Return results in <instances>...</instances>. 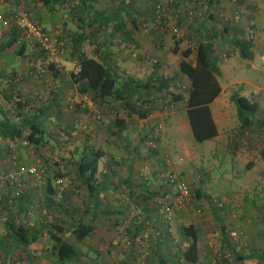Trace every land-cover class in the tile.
I'll return each mask as SVG.
<instances>
[{
	"label": "crops",
	"instance_id": "0c3cea01",
	"mask_svg": "<svg viewBox=\"0 0 264 264\" xmlns=\"http://www.w3.org/2000/svg\"><path fill=\"white\" fill-rule=\"evenodd\" d=\"M90 1L83 0L80 8H86V11H88L91 6ZM141 1L147 4L152 3V5L154 3L163 4L166 7L167 17H165L162 26L154 21L149 5L147 13L144 12L140 15L132 13L129 16L124 14L118 16L117 20L112 21V23L120 21L123 26L115 31L112 29L113 25L106 28V35H103L102 58L100 54H96L98 53L96 51L86 52L88 56L103 60V63L109 65L111 69L115 66L118 70L116 73L121 78L128 75L141 79V73L147 74V77L153 73L167 76L165 72L166 65L164 64H167L168 61H164V59H171L170 56L179 50V42L175 40L169 30L170 25L176 22L183 33L186 34L184 41L187 43V47L196 41L193 38L200 39V37L211 35L213 37V47L220 56L224 55V51L237 52V48L233 45L234 37L244 32L252 40V53L255 54L260 51V48L256 50L254 45H256L257 40H262L264 36L262 27L264 24V0ZM71 2V5L74 6L79 1L71 0ZM123 2L125 4L128 1L124 0ZM16 3L14 0H0V14H13L17 6L27 8L26 0H19L18 5ZM53 4L56 5V8L59 6L61 9L66 10L68 0H57ZM54 8L55 6H53ZM56 8L55 10H57ZM53 9L37 2L36 11L30 12V15L36 17L42 26L48 24L47 27H50L51 24H54V21L50 18V12ZM189 12L190 15H188ZM73 14L69 11L68 14L66 13L63 16L68 22L72 19L75 20ZM91 18L92 16L87 14L83 17L86 21H90ZM2 32L0 31V43L6 38ZM72 35H70L71 39ZM59 36L61 39L65 35L61 33ZM187 36H190L189 40ZM82 44L87 45L88 41L85 40ZM164 45H167V48ZM27 46L31 48L32 45L27 41L25 48ZM161 48L163 50H160ZM155 49L156 51H154ZM6 50V48L0 49V72L14 73V76H17L19 80L17 83L13 82L12 84L8 82V79H2L0 80V86H3L6 94H10L12 98L16 97L19 100L18 102L22 104L25 103L28 96H32L37 91L40 92L41 88L39 87L45 86V84L39 83L43 76L36 77L37 65L10 67V61L3 60ZM139 52L151 54L154 58L153 63L148 65L146 61L145 65H138L137 56ZM30 54H32L31 57L36 55L43 57L42 52L38 50L36 52L35 48L32 49ZM261 58L263 59V56ZM72 59L73 65L70 70H67V74L63 73V65H54L53 70L57 69L54 74L50 70L51 67L48 68L47 66L48 71H51L52 79L49 82L48 89H46L47 93L51 92L49 95L40 92L39 94L43 96L41 98L42 104L38 105L32 113H27L40 118L43 121L44 129L46 127L44 121L46 122V120L51 121H49V123H52L50 126L66 122L64 123L65 126L72 129L76 119H70L67 111L74 108V111L86 114L91 110L93 103L89 104L83 100L84 96L77 92L75 84L71 81L70 71L77 67L76 57L73 56ZM176 65L177 63L175 69ZM183 81L186 88L187 80L183 78ZM31 82L37 83V85L34 86ZM5 87H8V89ZM222 92L223 88L220 86L218 95L208 104L209 107L210 105L213 106L210 114L216 128V134L211 139H213V146L226 148L230 152L231 158L229 164L225 165V168L219 172L218 180L211 179V176L217 173L212 174L209 169L203 170L204 175L200 176L198 182H195L196 187L193 189L196 193L194 203L211 210L209 212L214 223L212 228L215 227L216 229L215 236L219 235L220 238V234L217 233L220 226H224L228 230L237 227L245 235L246 242L244 244L243 242L235 243L227 240V264H264V141L260 140L259 150L250 147L252 141L256 142L255 137L264 136V96L259 93L260 95L250 98L257 103V111L255 112L257 118L252 119V123L248 128H240L235 114V107L234 109L231 107L229 96H221ZM76 98L80 100V103L76 102ZM183 108L184 106L179 112L184 111ZM153 112L154 110H149L145 117L138 118L134 113L127 115L125 110L120 109L118 116L123 118L126 125L125 129L117 135V140L122 141L119 144L120 150L117 148L118 152L113 158L110 149L103 148V173L96 174L95 179L100 189L96 193V197L92 198L82 187L86 199L81 207L73 205L63 208L61 211L58 207L59 202H55L53 198V194L56 193L57 189H54V180L50 177L48 178V186L46 184L43 189H37L31 187L33 182L28 180L29 176L22 175V182L24 179L26 182L25 187L23 184V192L12 207L5 205L6 197L4 196H6V192H4L0 200V264H52L55 262V255L52 250L51 234L72 243L77 250L75 260L63 261L61 264L182 263L181 252L187 246L188 238L182 235L179 230L180 239L178 241L172 239L171 230L174 222L171 223L170 232H167L162 227L160 221L161 211L155 203L156 199L167 198L172 193V187L167 184L163 174L164 164L161 161L162 154L165 153L160 149L161 153L157 152L159 155L154 150L149 151L145 146H142V143L139 145L138 143L143 138L139 137L137 141H134L135 136L131 132L139 128V131H144L147 134L151 133V119L156 117ZM20 114L24 115L18 113L14 118L18 119ZM178 114L175 110L169 111L168 114L167 128L173 130V133H169L171 136L174 135V131L180 128L187 131V120L181 118L178 122L175 119ZM234 118H236L237 124ZM259 119L263 120L260 121ZM227 127H229L230 134L228 133L229 136L225 134L226 141H224L223 129ZM65 130L62 128L57 130L54 127L49 131L53 134L56 132L55 135L59 138L60 133L65 134ZM49 131H44V133H49ZM164 136L163 145H169L165 146L169 150L172 147L169 144L170 139H167V135ZM112 137L110 135V138L104 139V142H108ZM58 138L54 137V139ZM157 139L160 140L161 137H157ZM243 139L247 141V144L240 146L238 142H244ZM11 142L7 139L0 140V171L5 168L2 167V162L5 159V147L3 149L2 144ZM46 145L53 149L51 145L47 143ZM111 145L113 144L110 143L109 146L112 147ZM238 147L241 148L239 151L237 150ZM185 149L187 148L183 147L184 152ZM152 155L161 157L152 158ZM243 156L247 159L242 165L238 158ZM233 164L239 168L235 173L232 169ZM187 165L186 162L181 171L186 170ZM220 166L219 163L218 167L220 168ZM227 169H229L230 174L225 176ZM65 192H62L63 195H66ZM68 193H70L69 190ZM213 196L223 203L219 210L214 207L211 200ZM34 199L42 204V207L37 210L29 208ZM54 202L55 205H53ZM88 204L92 205L90 210L94 211L93 229L87 239L76 241L70 229ZM50 212L51 215H49ZM176 213H174L173 218H175ZM218 214L222 217L221 220L217 218L219 217ZM8 221L30 227L32 233L36 232L35 240L26 246H22L8 233L5 227ZM54 224L62 228L55 230ZM201 224L202 221H198L197 225H193L197 232H199L198 227ZM46 241H48L47 244ZM215 242L219 248V239ZM207 244L211 247V243L201 242V237L198 236V264L201 262V249L207 250ZM222 249L223 247H220L219 252H222Z\"/></svg>",
	"mask_w": 264,
	"mask_h": 264
},
{
	"label": "rangeland",
	"instance_id": "374dc122",
	"mask_svg": "<svg viewBox=\"0 0 264 264\" xmlns=\"http://www.w3.org/2000/svg\"><path fill=\"white\" fill-rule=\"evenodd\" d=\"M4 1V0H2ZM10 1V0H9ZM17 2L16 4H19V0H14V2ZM73 1V0H72ZM128 2L125 3L126 7H128L129 10H132L133 13L136 14H143L144 12H148V8L150 5V12L152 10V3H145L142 2L141 0H127ZM27 2V8L24 6H17L16 12L24 13L27 17H29L30 12L36 11L37 8V2L36 0H26ZM90 8H88V11H86V8H82L79 13H76V16L83 17L87 14L88 16H94L96 13L103 14L110 12L111 10H114L117 8L119 5L120 0H91L90 1ZM71 0H68V5L67 9H61L59 6L52 4V6H55L51 14V20L54 21V24H51L50 27H47L48 24H44V28L48 30L50 33L54 34L55 36H59L61 33L64 34L65 36L61 38V41L63 45L65 46L63 48V51L60 55V53L57 55V61L54 63V65H63L64 71L63 73L67 74V70H70L71 66L73 65V59L72 57L77 54V52L73 49V42L72 39L70 38L71 34L76 33L78 29H82L83 33L86 35L89 33L90 28L84 26V24L81 26V28L77 27L78 22L76 21L77 17H74L75 20L72 19V21H66L63 15L66 13L68 14L69 8L71 5ZM121 7V6H120ZM123 10L125 9L124 6H122ZM166 7L163 6L162 10V15L164 17L166 16ZM59 10V12H58ZM11 14L8 15H0L3 18H6L10 16ZM74 15V14H73ZM73 15H71L73 17ZM120 15H123L122 13ZM31 16V15H30ZM1 21V20H0ZM173 26V25H170ZM169 27V26H168ZM263 35H264V24H263ZM6 27H4L1 22H0V31H4ZM93 28H96V30L92 33V35L101 37V28L98 25V22L94 23ZM81 30V31H82ZM170 30V27H169ZM61 32V33H60ZM171 34V32H170ZM172 35V34H171ZM60 37V36H59ZM178 40L179 42V50L177 53L173 54L170 56L171 59H164V61H168V63L164 64L166 65V75L168 77H174L176 76V69H175V64L177 63L178 59L180 58V51L183 50L186 46L185 37L183 36L181 39H175ZM182 42V43H181ZM256 45H254V48L256 50L260 51H255L256 53L251 56L250 58H242L240 57L236 51H224V55L220 56V61H219V70L220 74L217 78V81L219 82L220 86L223 88L222 92V97L224 96H229L232 92H239L240 94H243L244 96H247L249 98L256 97L260 93L261 95L264 96V60L261 58V56L264 57V36L262 40H257ZM189 44V43H188ZM165 48H167V45H164ZM25 48L24 55L23 56H17L14 55L13 50H6V54L3 57V60L8 62L7 60L10 61L9 64L10 67L16 66V65H27L29 67L30 65H39L42 64L43 66L46 65V70L41 78L42 80H39V83L45 84L41 88V91L45 95H49L50 92L47 93V89L49 87V82L52 79L51 76V71L47 70V64L44 63V60L41 56L36 55L32 56L30 52H32V49L35 48L31 46V48ZM80 50H83L84 52H89L91 50L96 51L100 54L101 51L103 50V47L101 44L95 45L94 42H91L88 40V44H82L79 46ZM36 52L38 49H36ZM160 50H163L162 48ZM156 51V49L154 50ZM161 52V51H160ZM220 53L222 51H219ZM155 53V52H154ZM157 56L156 54H154ZM41 57V58H40ZM159 58V56H157ZM33 59V60H32ZM137 59L139 60L138 65H145V62L147 61L148 65L150 63H153V56L144 52H139ZM191 57L189 58V60ZM2 60V61H3ZM224 61V62H221ZM221 62V63H220ZM62 63V64H61ZM164 63V62H163ZM15 64V65H14ZM9 67V68H10ZM74 69V68H73ZM72 69V70H73ZM115 72H118L117 68L114 66L113 68ZM147 77V74H140L141 80H144ZM44 78V79H43ZM50 79V80H49ZM49 80V81H48ZM176 85L175 88H172V90L179 91V90H185V84L183 81L182 77H177L176 79ZM43 81V82H40ZM28 82V81H24ZM34 86L37 85V83L31 82ZM183 86L181 88L180 86ZM47 88V89H46ZM6 91L3 89V86H0V118L5 117L7 119H10L12 121H15L16 119L14 116L18 113H32L33 111L36 110V107L38 105L42 104V94H39L40 92L37 91L36 93L32 94V96H28V98L25 99V103L23 104V107H18L16 105V97H11L10 94H6ZM35 92V91H34ZM242 92V93H241ZM259 94V95H260ZM76 102L80 103V100L76 98ZM79 101V102H78ZM74 102V103H76ZM264 102V101H263ZM184 105L183 101L177 102L174 105H170L172 107L170 108H165L164 110H160L159 104L152 110H154L153 113L156 114V117L151 119L152 121V132L147 134L144 131H139V128L134 129L132 134L135 136L134 141H137L139 137H142L143 140L141 139L139 145L142 143V146H145L147 149L150 146L149 143H153L152 139H155V148L154 150L155 153L163 151L165 154H162V163H164V160L167 159L169 164H170V169L173 172V174L185 177V179L188 180L192 192L193 189L196 187V183L199 181L200 176L204 175V171L209 169V171L212 174H216L214 176H211V179L218 180L217 177L220 176L219 172L225 168V165L229 164V160L231 156L229 155L230 152L223 147L219 146H213V139H207L201 142H197L193 139L190 129L187 124V131H184L182 128L177 129L174 131V135L171 136L169 133H173V130H170L167 128V119H168V114L169 111H177L179 113L177 115V118H175L178 122L179 120L185 119L186 121V116L184 111L182 110L179 112ZM209 107V106H208ZM231 107L234 109V104L231 103ZM210 111L213 110V106L210 105ZM74 109V108H73ZM68 110V117L70 119H76V122L73 124L72 129L70 127H66L64 123L66 122H60V125L49 123L50 120H46L45 123V129L44 131L48 132L51 130V128L56 127L57 130L66 129L65 134L60 133V136L58 138L57 135H55L52 132L49 131V133H44L43 134V143L41 146H33L32 144L29 143H23L24 140L21 138L12 140L11 143L8 144H2V148L4 149L5 147V159L2 162V171L1 173H5L9 168H12L10 162H9V155L10 154H15L17 156V159L22 162V163H33L36 160H38L39 163H41L46 170V175L49 176L51 179L55 180L57 177H53V173H59L61 174L62 178V183L60 186H62L61 190L57 189V185L53 182L54 189L56 190V193L53 194V198L55 202L58 203V207L62 211L63 208L66 207H71L75 205L76 207H81V205L84 204L86 196L84 195V191L82 190V185L79 183L77 180L74 171H73V166L72 163L77 161L78 155L80 152V149L84 144L90 145L93 149H101L103 153V148L104 149H110V154L111 157H115V154L118 152L117 148L120 150L119 144L122 142L117 140V136H113L108 142H104V139L110 138V124L112 122V119L114 116H117L114 113V109L112 107H108V105H100L96 106L93 104L91 105V110L86 113H79L74 110ZM264 111V109H263ZM16 113V114H14ZM234 121L236 122V118H234ZM51 122V121H50ZM47 124H49L47 126ZM237 124V122H236ZM239 124V123H238ZM70 125V123H69ZM109 125V126H108ZM71 126V125H70ZM44 127V126H43ZM61 127V128H60ZM105 129V131H104ZM229 127L223 129L224 133V141H226V135L229 136ZM27 129H25L26 131ZM70 131V133H69ZM180 131H182L180 133ZM130 132V135H131ZM72 133V134H71ZM229 133V134H228ZM109 134V135H108ZM164 135H167V139L169 141V144H171L168 149H166L165 146L169 145H163L164 144ZM54 137L58 139H54ZM116 137V138H115ZM157 137H161V139H157ZM256 142L252 141L251 146L254 150H259L261 141H264V136L262 137H255ZM159 140V141H158ZM244 142L239 141L238 144L240 143V146H244L247 144V141L243 139ZM261 140V141H260ZM57 141V143L54 144V142ZM59 142V143H58ZM51 145L53 149H50L47 145ZM112 143V147L109 146V144ZM256 143V144H254ZM54 145V146H53ZM183 147H186L185 152L183 151ZM229 147V146H228ZM75 148V149H74ZM182 150L180 151V149ZM74 149V150H73ZM241 148H237L239 151ZM150 151V148L148 149ZM157 153V154H159ZM181 154V155H180ZM184 154V155H183ZM160 155V154H159ZM183 155V156H182ZM154 157L152 155V158H159ZM247 158L245 156L238 158V161L242 164L245 162ZM182 160V162H181ZM181 162V163H180ZM188 163L186 170H182L184 164ZM220 163V168L218 167V164ZM232 165V164H231ZM234 167L232 169L234 170V173L239 170L235 164H233ZM243 165V164H242ZM97 171L96 174L100 175L103 173V154L102 156L98 159L97 162ZM219 168V170H218ZM204 170V171H203ZM181 172V173H178ZM184 172V173H183ZM233 173V174H234ZM210 174V173H209ZM229 169H227L225 176L229 175ZM22 177L19 176V180L22 184V189H23V184L25 187V179L22 182ZM28 177V176H27ZM28 180H32V185L31 187L37 188V189H43L42 184H40L39 181L33 179V178H28ZM195 185V186H194ZM70 191V193L67 194V191ZM66 191V192H65ZM65 192L66 195H63ZM35 200V201H34ZM32 203L29 205V208L32 210H37L39 207H42L41 203H39L36 199H34ZM41 201V200H39ZM55 202L53 205H55ZM192 204L186 207L183 211L177 212L175 215V218H173L174 224L172 225V239L174 241H178L180 239V233H179V227L180 225H197L198 221H202V224L198 227V236L199 238L201 237V242H207L211 243V247L207 244V250L201 249L200 255L201 257V262L199 264H210L211 261H213L215 258H218L220 256L219 248L216 244V240L219 239V235L215 236V227L214 226L213 220L211 218V213L209 209L206 207H201V213L196 214L194 210H191ZM58 213V212H57ZM180 213L179 215H177ZM51 215V212L49 213ZM183 215V216H182ZM225 215V214H224ZM222 215V216H224ZM219 216V214H218ZM174 217V216H173ZM212 224V225H211ZM225 228V227H224ZM226 229V228H225ZM228 231V230H227ZM204 233V234H203ZM217 233L219 231L217 230ZM88 236L85 238L87 239ZM215 242V244H213ZM48 241H46V244ZM94 253V251H92ZM222 264H227V262L222 263Z\"/></svg>",
	"mask_w": 264,
	"mask_h": 264
},
{
	"label": "trees",
	"instance_id": "16d2710c",
	"mask_svg": "<svg viewBox=\"0 0 264 264\" xmlns=\"http://www.w3.org/2000/svg\"><path fill=\"white\" fill-rule=\"evenodd\" d=\"M54 1L57 0H36V2H39L41 5H45L48 8L50 7V9H53L52 4ZM77 1L79 2H76L74 6L70 5L69 11L74 13L75 17H77L76 21L78 22V28H81L84 24V26L90 28V31L85 35L82 29H78V31L72 35L73 49L77 52V54L74 55L76 57L77 70L70 71V78L72 83L75 84L77 92L83 96L85 95L90 103H93L96 106L106 104L108 107L114 109L117 116L113 117L110 125V134L112 136L119 135L126 126L123 118L118 116L120 109L125 110L127 115L134 113L138 118H143L149 110L154 109L158 104L160 110H164L165 108L172 107L170 105H174L180 101L184 102L183 109L193 139L197 142H201L215 136L216 128L211 118L208 104L220 91V86L217 81L220 74V55L213 47L214 43L212 42L213 37L211 35L200 37V39L193 38L196 41L180 51V58L177 61L175 77H167L153 73L144 80L128 75L121 78L114 69H111L109 65L103 63V60L88 56L86 52L79 49V46L85 40H89L94 42L95 45L101 44L103 47V35H106V28L113 25V31L121 29L123 26L122 22L116 21L112 23V21L117 20L118 16H122L120 15L121 13L128 16L132 15V10H129L128 7H126L123 2L124 0H120L116 9L103 14L96 13V15L92 16L90 21H86L80 16H76V13H79L81 10L80 5L83 3V0ZM122 6L125 8L124 10ZM162 10L163 4L154 3L152 5L151 14L154 17V21H156L159 26H162L165 21V17L162 15ZM28 18L41 29L49 32L40 24L36 17L29 15ZM96 22H98V25L101 28L102 36L100 38L92 35L96 30V28H93V25ZM173 26L181 29L177 22L174 23ZM2 34L6 36V38L0 43V49H11L13 50L14 55H24L27 41L30 45L34 46L25 36V32L16 27L8 26L4 29ZM183 36L186 38V34L183 33L182 37ZM187 37L189 40L190 36ZM56 38L60 39L58 36H56ZM233 45L237 48V54L240 57L251 58L253 55L251 50L252 40L250 39V36L244 32L234 37ZM35 48L37 49V47ZM102 53L103 50L100 53L101 58ZM190 57L191 59L189 60ZM42 58H44V55ZM47 66L48 68H52H50V70L53 74L57 70H53L54 63H49ZM44 69L46 70V65ZM14 77V73L0 72V80L8 79V82L13 84ZM177 77L185 78L187 80V86L185 90H177L174 92L172 88L177 86L175 80ZM180 87L183 88L182 85ZM5 88L8 89V87ZM229 100L235 106V114L239 127L248 128L252 123V119L257 118L255 114L257 111L256 101L251 100L249 97L244 96L239 92H232L229 95ZM18 101L19 100H16L17 106L22 107L24 103L21 104ZM23 114L24 115L20 114L15 121L5 117L0 118V140L7 139L12 141L22 138L26 143L37 147L43 143V121L35 115ZM259 120L262 121L263 119ZM25 129L27 130L25 131ZM149 148L150 146L148 149ZM150 150L152 149L150 148ZM102 154L101 149H93L90 145L84 144L80 149L77 161L72 163L73 171L77 180L92 198L96 197V193L100 189L95 182V179L97 161ZM163 174L166 180L165 174L167 173L163 171ZM60 176L61 174L57 172L53 173V177ZM48 178L49 176L46 175L44 178L45 184L42 185V187L46 184L48 186ZM195 196L196 193L193 191L192 199L189 203L192 204V209L200 208L201 210V207L194 203ZM90 206L92 207V205L89 204L85 206L86 208L82 210L79 218L70 229V232L76 241L86 238L93 229L92 220L94 211L90 210ZM217 218L221 220L222 217L219 216ZM5 227L8 230V233L22 246H26L30 242H33L37 236L36 232L32 233L30 227L16 224L13 221H8ZM61 228L62 227L59 225L54 224L55 230H60ZM179 230L189 241L187 246L181 252L182 263L198 264L197 229L192 224H188L186 226H180ZM227 230L228 229H225L224 226H220L219 244L220 247H223V251L220 252V256L218 257L219 264L227 262L228 258L226 247L227 240L229 241V239L226 232L230 229ZM50 239L52 250L55 255V262L52 264H61L63 261H73L76 259L77 250L72 243L54 234H51Z\"/></svg>",
	"mask_w": 264,
	"mask_h": 264
},
{
	"label": "built area",
	"instance_id": "2783aa9c",
	"mask_svg": "<svg viewBox=\"0 0 264 264\" xmlns=\"http://www.w3.org/2000/svg\"><path fill=\"white\" fill-rule=\"evenodd\" d=\"M190 15V12L188 13ZM0 22L4 27L13 26L18 29H21L25 32V36L28 38L29 42L37 47L44 55V63H55L57 61V55L62 53L63 43L60 39L50 32H47L41 29L39 26L35 25L31 20L24 14L16 12L10 16L3 18L0 16ZM170 32L175 38H181L183 31L182 29L171 26ZM264 60V57H263ZM45 66L39 64L36 66L35 75L36 77H41L45 73ZM77 68H74L73 71H76ZM19 78L15 76L13 82L17 83ZM87 103L90 104L89 99L84 95V99ZM153 143H149L150 148H155V140ZM25 143V141L23 142ZM9 162L12 168H9L5 173L0 172V199L2 198L3 193L6 192L5 205L7 207H12L14 202L20 197L23 192L22 184L19 180V176L27 175L37 181L40 184H45L46 170L45 167L36 160L33 163H22L17 159L15 154L9 155ZM164 171L167 173L166 182L172 187V193L169 194L167 198H158L155 200V203L159 206L161 211V224L167 232H170V226L173 220L174 213L177 211H183L189 205V202L192 199V188L185 177L178 176L173 174L170 169V164L167 159L164 160ZM54 183L57 185V189L61 190L62 178L58 177L54 180ZM211 200L214 204V207L219 210L222 207L223 203L220 200H217L214 196L211 197ZM196 214H200V208H193ZM228 239L230 242L242 243L246 242L244 239L245 235L237 227L231 228L228 232ZM141 260V259H140ZM142 262V261H141ZM210 264H219V258H215L211 261Z\"/></svg>",
	"mask_w": 264,
	"mask_h": 264
}]
</instances>
